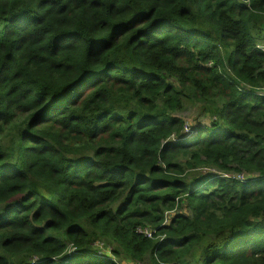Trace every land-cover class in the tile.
Here are the masks:
<instances>
[{
    "label": "trees",
    "instance_id": "1",
    "mask_svg": "<svg viewBox=\"0 0 264 264\" xmlns=\"http://www.w3.org/2000/svg\"><path fill=\"white\" fill-rule=\"evenodd\" d=\"M122 254L264 264V0H0V264Z\"/></svg>",
    "mask_w": 264,
    "mask_h": 264
},
{
    "label": "rangeland",
    "instance_id": "2",
    "mask_svg": "<svg viewBox=\"0 0 264 264\" xmlns=\"http://www.w3.org/2000/svg\"><path fill=\"white\" fill-rule=\"evenodd\" d=\"M206 107L208 108V104H203L201 102H196V101H187L185 108L181 111L176 112L175 114L183 117L188 127L192 128V126L195 125V123L197 122L209 124L212 120L215 119V116L212 114V112L208 109H205ZM194 172H198V171H189L187 172V174ZM183 207L181 210H183ZM106 244L108 243L100 242L95 245L100 250L104 249L103 251H105ZM113 257L117 260L118 264H140L136 261L131 260L125 254H122V256L113 255Z\"/></svg>",
    "mask_w": 264,
    "mask_h": 264
},
{
    "label": "built area",
    "instance_id": "3",
    "mask_svg": "<svg viewBox=\"0 0 264 264\" xmlns=\"http://www.w3.org/2000/svg\"><path fill=\"white\" fill-rule=\"evenodd\" d=\"M262 90H263V89H262ZM238 177H239V178H244V174H238ZM145 233H147V234L150 235V236L152 235V233H151L150 230H148V229L145 230Z\"/></svg>",
    "mask_w": 264,
    "mask_h": 264
}]
</instances>
